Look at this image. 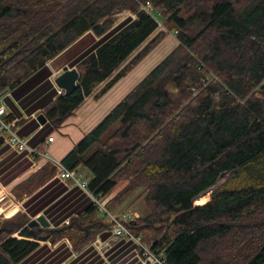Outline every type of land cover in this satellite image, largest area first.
Masks as SVG:
<instances>
[{
	"label": "trees",
	"instance_id": "trees-1",
	"mask_svg": "<svg viewBox=\"0 0 264 264\" xmlns=\"http://www.w3.org/2000/svg\"><path fill=\"white\" fill-rule=\"evenodd\" d=\"M124 9L134 16L115 25ZM159 22L172 25L178 45L61 160L88 168L99 197L128 181L108 205L142 189L149 212L124 224L163 250L166 264H264V0H0V93L93 30L101 38L74 64L78 88L44 107L59 127L159 45L168 35ZM55 172L48 162L13 193L32 194ZM226 172L232 178L207 201L202 193ZM31 220L21 211L0 220V264L18 263L39 240L69 237L80 249L114 225Z\"/></svg>",
	"mask_w": 264,
	"mask_h": 264
},
{
	"label": "crops",
	"instance_id": "crops-1",
	"mask_svg": "<svg viewBox=\"0 0 264 264\" xmlns=\"http://www.w3.org/2000/svg\"><path fill=\"white\" fill-rule=\"evenodd\" d=\"M128 16L134 14H128L121 21ZM99 38L101 37L93 30L87 31L50 59L45 68L23 81L16 89L3 91L5 93L0 96V103L16 119L18 134L26 137L30 146L41 148L49 156L59 160L135 86L129 87L126 80L130 75L125 76L101 100H96L93 94L86 97L82 105L61 126L56 127L48 117L44 122L40 121V115L45 114L44 107L55 98L58 91L59 86L54 79L63 71L64 66L76 67L75 61L92 48ZM50 137L53 140L50 141ZM47 159L42 154L30 156L27 151L13 148L6 141V136L0 133V206L6 204V197L11 194L15 198L10 199V203L15 206L11 215L22 211L31 219L43 216L49 222V227L68 224L73 216H83L89 220L105 218L98 210L86 214L88 207L94 204L90 192L72 178L64 180L56 174L32 194L15 197L13 187L46 165L49 162ZM82 168L80 166L76 169V176L90 181L93 175L85 176ZM124 185L126 186V181L119 183L107 195L108 203ZM129 204V199L122 203L115 202L108 205V209L116 215H122L126 211L139 216L140 212L133 209V204ZM138 248L137 242L127 236L114 238V241L97 242L95 239L80 249L74 247L69 237L56 242L39 240L36 248L16 264H141L137 255Z\"/></svg>",
	"mask_w": 264,
	"mask_h": 264
},
{
	"label": "built area",
	"instance_id": "built-area-1",
	"mask_svg": "<svg viewBox=\"0 0 264 264\" xmlns=\"http://www.w3.org/2000/svg\"><path fill=\"white\" fill-rule=\"evenodd\" d=\"M58 94H63L64 90L62 88H58ZM6 107L0 103V133H3L6 136V141L13 146V148H18L20 151H27L30 156H35L37 154H42L48 157V161L52 163L56 167V175L61 179L72 178L75 182L82 185L85 189H87L92 195L94 204L97 206L98 211L107 219L112 221L113 227L110 228L112 230V236L116 239L121 236H127L133 238L138 244L137 255L140 259L141 264H166L165 253L164 251H157L151 249V246L146 245L142 242V238L140 236H136L132 231H130L127 226L124 224V220L132 219L134 216L131 212L123 213L122 215L113 214L108 209V201L109 198L106 196L99 197L95 195L92 191L89 190L88 180H81L76 176V169L68 168L62 160L51 157L48 153L44 152L41 148L32 147L28 144L27 138L19 135L17 132V122L16 119L10 118L7 112ZM49 140H53V137H50ZM97 242L102 241L98 235L96 238Z\"/></svg>",
	"mask_w": 264,
	"mask_h": 264
},
{
	"label": "rangeland",
	"instance_id": "rangeland-1",
	"mask_svg": "<svg viewBox=\"0 0 264 264\" xmlns=\"http://www.w3.org/2000/svg\"><path fill=\"white\" fill-rule=\"evenodd\" d=\"M128 14H134V13L130 12V10H128V9H124V10L116 12L114 15L115 23L121 21ZM159 24H160L159 29L168 31V35L165 36V38L159 43V45H157L154 49H151L150 52L144 57V59L140 63H138V65L134 69H132V71L128 74L130 76L127 78L126 83H128L129 87H133L134 85H136L143 78V76L147 75V73L155 65H157L156 63H158L165 56H167V54H169L172 51V49L175 48L179 43L177 36H175L176 30H174L172 28V25H165V24L160 23V22H159ZM99 89L100 88H98L97 90H99ZM101 98H99V99L95 98V99L101 100ZM120 99H122V98H120ZM82 170H83L82 172L85 174V176H87V177L92 176V172H90V170L88 168L83 167ZM232 176H233L232 173L226 172L220 179H218L219 181L215 186H213L210 190L202 193L206 196L207 201L211 199V197H212L211 193L213 192V190H215L218 186H220L224 183H227L228 182L227 179L232 178ZM123 182H125V181H122L121 183H123ZM127 182L128 181H126V185H127ZM141 192H142V189L138 190L133 196H131V198L129 199L130 200L129 205L133 204V209L138 210L140 212V214H146L149 212V209H147L146 203L143 199L144 196H142L141 194L138 196V194ZM15 197L20 198V196L18 197L16 195H15ZM3 198H5V197H3ZM6 198H5L6 204H3V206H0V220H4L6 218H9L15 214V213L13 215L10 214L13 212L14 207H15V206H13L12 203H10V199H15L14 196L11 194H8ZM195 204H197V203L195 202ZM133 216L136 217L135 214ZM15 236H20L19 232L15 233Z\"/></svg>",
	"mask_w": 264,
	"mask_h": 264
},
{
	"label": "water",
	"instance_id": "water-1",
	"mask_svg": "<svg viewBox=\"0 0 264 264\" xmlns=\"http://www.w3.org/2000/svg\"><path fill=\"white\" fill-rule=\"evenodd\" d=\"M78 79H80V72L77 67L69 68V67L64 66L63 71L54 79V81L59 86V88H62L65 90L64 94L68 96V95H71L73 92H75L76 89L78 88V85H79ZM4 93L5 92H2L0 96ZM39 118L41 119L40 121L42 122H44L45 119H47L45 114H41ZM28 225L29 227L48 226L49 222L46 221V219L43 216H41V217L32 219ZM111 236H112L111 229H107L101 234H99V237L102 241H105V240L114 241V237L112 238Z\"/></svg>",
	"mask_w": 264,
	"mask_h": 264
}]
</instances>
